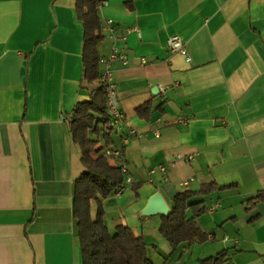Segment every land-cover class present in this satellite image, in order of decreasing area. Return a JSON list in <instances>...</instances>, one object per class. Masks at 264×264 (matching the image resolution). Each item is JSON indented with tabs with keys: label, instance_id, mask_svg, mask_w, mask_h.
<instances>
[{
	"label": "crops",
	"instance_id": "crops-1",
	"mask_svg": "<svg viewBox=\"0 0 264 264\" xmlns=\"http://www.w3.org/2000/svg\"><path fill=\"white\" fill-rule=\"evenodd\" d=\"M100 2L99 54L118 46L128 61L112 62L116 141L132 183L143 182L138 197L127 188L104 199L105 216L171 253L161 216L140 220L148 198L160 192L170 207L176 193L215 183L193 199L204 200L199 221L213 238L186 255L228 250L236 264H264V199L248 204L264 195V0ZM83 39L75 0H0V264H82L73 197L84 167L66 118L90 97ZM145 103L149 118L136 112Z\"/></svg>",
	"mask_w": 264,
	"mask_h": 264
},
{
	"label": "trees",
	"instance_id": "trees-1",
	"mask_svg": "<svg viewBox=\"0 0 264 264\" xmlns=\"http://www.w3.org/2000/svg\"><path fill=\"white\" fill-rule=\"evenodd\" d=\"M100 5V0H75L77 18L82 22L84 32L80 86L90 91L89 99L77 102L66 118L72 144L78 149L84 167L75 181L73 197V214L78 226L77 243L82 264H154L150 247L155 252L157 247L151 246L145 236L135 234L121 223L110 230L105 223L102 200L118 193L129 172L123 171L126 160L124 147L116 141L119 132H106L110 116L108 85L102 80V56L98 51V45L105 39V25L98 13ZM150 107V103L140 106L136 110L137 115L149 118ZM113 149H119V157L106 154ZM142 183L130 186L136 197ZM216 188L215 183L203 184L198 190L178 192L172 197L170 214L161 216L159 233L173 252L179 251L181 256L194 244L207 241L209 234L203 231L199 221L207 212V206L204 200L193 199L205 197ZM262 199L264 195L259 194L248 204L255 206ZM93 202L96 204L95 215L91 210ZM227 256L228 250H223L199 259L197 264H228ZM162 264H167V259Z\"/></svg>",
	"mask_w": 264,
	"mask_h": 264
},
{
	"label": "built area",
	"instance_id": "built-area-1",
	"mask_svg": "<svg viewBox=\"0 0 264 264\" xmlns=\"http://www.w3.org/2000/svg\"><path fill=\"white\" fill-rule=\"evenodd\" d=\"M108 26H112V21L108 20L107 21ZM112 30V28L110 29ZM168 46L173 52H180L184 55H187V49L184 43L177 37V36H171L168 39ZM118 60L122 64L126 65L128 63L126 56L124 52L122 51L121 48L118 46H114L111 52L109 53L108 56H102L100 59V64L103 67V73H102V80H105L107 82V105H108V114L110 116V120L108 121L106 132H120L123 127V121H124V116L122 112L118 108V103L115 95V90H114V84H113V76H112V62ZM186 60L190 61V57L187 55ZM179 121L182 123H186L185 118H179ZM133 133V132H132ZM128 137H125L123 139L124 144L128 142ZM108 156L112 157H119L120 156V151L119 149H113V150H108L106 152ZM177 159L181 161H187V160H192L193 156H184V155H177ZM160 170L165 173V167L161 166ZM123 171L127 172V166L126 164L123 166ZM126 183H132V178L128 175L125 179ZM124 191V186L118 191L117 194H120L121 192ZM214 206L209 208V211H213ZM213 236L209 235L208 239H212ZM228 264H236L233 261H230Z\"/></svg>",
	"mask_w": 264,
	"mask_h": 264
},
{
	"label": "rangeland",
	"instance_id": "rangeland-1",
	"mask_svg": "<svg viewBox=\"0 0 264 264\" xmlns=\"http://www.w3.org/2000/svg\"><path fill=\"white\" fill-rule=\"evenodd\" d=\"M127 188H128V190L131 189L130 184L124 182V190H126ZM102 204H103V200H102ZM140 220L143 221V219H140ZM105 223L110 230H114V226H116L117 224H120L121 220L117 219L116 216L109 214V215L105 216ZM146 240L148 241V243L151 246L155 245L157 247L156 252L154 251V249H152L150 247L151 259L153 260L154 264H162L164 262V259H167V264H197L196 257L194 259H193V257L190 258V255H189L190 253H188V255H186L187 251L185 253H183L181 256H180L179 251L173 252V250H172L171 253L170 252L166 253L158 245L155 238H153V237L151 238L149 236V237H146Z\"/></svg>",
	"mask_w": 264,
	"mask_h": 264
},
{
	"label": "water",
	"instance_id": "water-1",
	"mask_svg": "<svg viewBox=\"0 0 264 264\" xmlns=\"http://www.w3.org/2000/svg\"><path fill=\"white\" fill-rule=\"evenodd\" d=\"M156 88L153 92L156 93ZM170 214V207L160 192L154 193L147 200L146 206L140 211V218L145 219L156 215L167 216Z\"/></svg>",
	"mask_w": 264,
	"mask_h": 264
}]
</instances>
